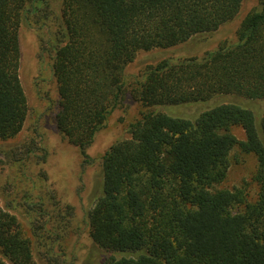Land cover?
I'll return each mask as SVG.
<instances>
[{
	"label": "trees",
	"instance_id": "1",
	"mask_svg": "<svg viewBox=\"0 0 264 264\" xmlns=\"http://www.w3.org/2000/svg\"><path fill=\"white\" fill-rule=\"evenodd\" d=\"M243 2L63 0L51 45L63 138L86 156L128 92L145 108L131 137L102 159L103 194L90 225L94 242L116 254L104 264H264V111L257 127L252 107L242 106L264 101V0L241 22L236 42L200 58L165 59L132 85L124 77L138 52L213 34ZM52 7L51 0H0V141L17 136L30 111L20 26L53 15ZM217 96L224 101H211L194 118L158 109ZM236 148L258 160L252 202L243 189L218 188ZM0 264H37L31 239L1 203Z\"/></svg>",
	"mask_w": 264,
	"mask_h": 264
},
{
	"label": "rangeland",
	"instance_id": "2",
	"mask_svg": "<svg viewBox=\"0 0 264 264\" xmlns=\"http://www.w3.org/2000/svg\"><path fill=\"white\" fill-rule=\"evenodd\" d=\"M261 1L244 0L236 18L213 34L199 35L168 49L138 52L125 69V82L132 85L144 79L148 67L165 59L200 58L224 41L236 42L241 22ZM62 2L51 0L56 14L32 16L20 26L21 78L30 111L23 130L14 138L0 141V203L18 218L31 239L37 264H104L116 254L94 242L90 225V212L103 194L102 159L113 144L131 137L130 125L141 118L145 108L128 92L86 149V156L63 138L56 125L60 97L51 46L53 34L59 27L57 16ZM222 97L189 108L165 106L158 109L194 118L199 108L208 106L211 101H224ZM246 103L242 106L253 108L247 107L253 111L256 125L260 127L264 101ZM232 132L238 139H246L241 127H234ZM257 168L255 155L234 149L228 176L218 188L243 189L247 200L255 201L259 188L253 177ZM243 208L240 206L236 211Z\"/></svg>",
	"mask_w": 264,
	"mask_h": 264
}]
</instances>
